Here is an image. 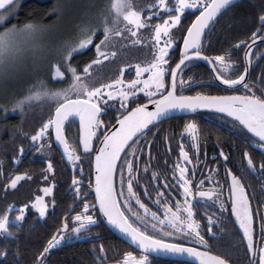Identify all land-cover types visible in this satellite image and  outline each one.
<instances>
[{
	"label": "snow or ice",
	"instance_id": "1",
	"mask_svg": "<svg viewBox=\"0 0 264 264\" xmlns=\"http://www.w3.org/2000/svg\"><path fill=\"white\" fill-rule=\"evenodd\" d=\"M234 2L235 0H174V3H170V0H152L141 7L136 0H111L105 8L98 11L95 21H81L75 25L74 36L64 39L59 45L49 47L43 43L44 37L59 29L63 17L62 8L48 13L54 20L52 26L31 21L18 25L11 24L14 15L18 14V0H0V84L7 82L20 66L31 69L28 81L9 100L11 109L8 104H0V112L7 119L10 111L23 116L26 110L37 106L47 107L49 110L47 118L41 121L33 133L24 131L23 126L18 125L11 129H0V134L7 132L12 141L17 138L27 140L28 151L34 148L38 155H43L46 149H51L54 132L55 142L62 146L67 161L71 162L73 168L79 167L81 172L83 167L77 165L81 154L65 135L66 124L70 127L78 119L82 134L76 143L82 145L85 156L93 154V140L99 141L100 147L94 154V188L98 211L106 218L108 225L123 234L139 251L138 255L134 251H125L112 264H157L156 258H168L174 264H230V259L225 256L213 254L208 241L201 235L199 222L195 219L194 204H215L220 200L216 189L203 190L204 181L200 180L199 187L194 190L192 180L187 178V167L176 163L175 171L179 172L176 186L182 189V193L177 194L182 199L169 201L164 195L165 191H173L165 178L162 185H156L154 199L146 186L142 189L143 194L157 208L152 211L143 202L140 193L134 190V183L139 186V180L133 160L137 152L143 151L137 147L138 134L144 135L145 130L150 131L149 125L155 126L157 122L168 118L174 110L194 113L198 109H209L226 113L251 134L247 138L250 145L264 150V88L257 95L254 91L256 86L250 85L245 79L252 63L250 49L257 40L264 43V9L257 14L259 27L251 32V44L241 41L235 45L238 48L243 44L249 49L245 52L246 63L242 74L235 78L226 74L236 70L230 62L231 53L214 58L202 56V37L205 30L210 33V26H215L218 17L224 15ZM186 11L199 14L195 15L190 27L179 29L177 26ZM8 24L11 26L6 27ZM173 29L177 30L176 33H173ZM181 31L186 32V36L181 37L183 51L179 63L173 68L169 63V49L173 47L177 34ZM145 45L151 50L152 58L143 65L138 63L134 66L135 79L125 81L124 67H121L115 79L107 82L101 80L106 61L114 62L118 52L129 46ZM92 49L95 52L94 58L78 69L73 63L75 57ZM194 59H204L210 63L215 72L214 79L234 91L241 85L246 94L222 96L197 92L195 95H184L186 84L189 88L192 87V78L189 77L188 81L183 79L181 66ZM44 67L48 69V80L38 75ZM166 77L170 78L167 83ZM49 81L66 86L53 88L49 86ZM261 83L264 84V80ZM178 85L181 94H177ZM141 93L147 103L140 102ZM130 103L134 107H129ZM149 104L154 106V110H149ZM109 110L117 113L114 117L115 123L109 122L105 125L102 116ZM185 131L191 134L198 156L197 124L194 121L186 124ZM98 132L102 139L97 136ZM25 151L23 143L16 146L12 157L14 164L21 163ZM150 155L149 151V157ZM180 155L185 162L191 163L183 145H180ZM220 155L226 163L228 156L223 151ZM244 157L245 167L250 173L259 172L264 175V162L257 168L247 151L244 152ZM4 171V161L0 160V176H3ZM143 171H149L147 165ZM194 171L193 168V174ZM226 172L231 176V212L235 214L239 229L246 238L247 264H264V224L261 225L260 241L257 243L254 239L253 210L245 186L240 177L232 174L231 169L226 168ZM53 173V164L49 159L41 178L48 181L49 174ZM151 178L159 180L160 174L153 171ZM31 179L32 176L27 172L10 175L6 177L3 191L7 193L15 190L21 181ZM71 183L75 186L74 194L79 197L80 181L73 177ZM55 187V183L50 182L49 186L41 189L43 195L35 196L30 204L25 203L21 207L7 204L0 209V239L6 242L0 246V264H19V233L23 231L26 213L31 207L39 217H45L49 202L44 197L52 196ZM121 197L124 199L121 200ZM50 203L55 207V198ZM90 207L96 209L95 204L90 206L83 203L82 211L73 217L71 233L76 238L82 232L90 233L93 227L100 224L94 214H89ZM220 210H226L222 201ZM206 218V227L211 233L215 222L211 216ZM68 231V218L65 217L61 227L47 241V246L35 256L32 264H46L48 254L61 244ZM186 237H190L201 247L189 246L185 242ZM92 250L95 264H105L108 254L104 245H94Z\"/></svg>",
	"mask_w": 264,
	"mask_h": 264
},
{
	"label": "flooded vegetation",
	"instance_id": "2",
	"mask_svg": "<svg viewBox=\"0 0 264 264\" xmlns=\"http://www.w3.org/2000/svg\"><path fill=\"white\" fill-rule=\"evenodd\" d=\"M262 9H264V0H235L234 5L224 15L218 17L219 28L216 29V32H212L208 36V39L216 37L218 53H214L210 49V47L214 44H212L211 41L207 44V48L204 47L205 44L202 46V55L209 58H214L217 55H225L226 53H231L230 62L233 63V67L236 70L229 71L226 74L231 75L233 78L242 74L246 63L245 52L249 51V49L246 48L243 44H241L238 48L235 47V45L240 44L241 41H247L248 44H251V32L259 27L257 14L260 13ZM174 50L169 51V56L171 57L170 62H172L173 60ZM250 51L252 53V63L249 66V73L245 77V79L250 83V85L254 84L256 86L254 91L257 95H260L261 88H264V84L261 83V81L264 80V43H261V41L257 40L255 46H253ZM194 62L202 66L201 68H203V71H207L208 74L203 80H200L196 83L193 82L191 88L201 87V93H204L206 95L223 96L246 94L241 85L237 86L238 90L236 91L221 87L215 81L214 74L211 72L209 67L201 64L196 59L192 60L191 62L189 61L186 65L195 64ZM174 67L175 66H173V68ZM145 75L147 76V74ZM127 76H134L135 79V71H131ZM126 81H128V78ZM191 88H189L187 84L184 87L186 91ZM177 93L181 94L179 85ZM144 98V95L140 94V102H147V99ZM129 107H134V105L130 103ZM116 115L117 113L115 111L109 110L107 114L104 115L103 120L105 121V125H108L109 122H112ZM193 121L197 124L199 129L198 156L197 150L192 140V136L186 131H184V133L180 137L172 136L169 140L166 150L155 152L150 151V157L149 150L137 152V160H133V164L134 168L137 169L139 186L134 183V190L140 193L141 199L144 203L148 204L152 211H156V206L152 203L151 200L148 199L147 196L143 194L142 189L146 186L149 190V194L154 199L157 190L156 185L158 183L162 185L165 182L166 178L167 183L172 187L173 191H165L164 195L169 199V201L180 200L182 199V196L178 195L177 193H182V189H178L176 186V178L179 177V172L175 171L174 166L176 163H180L182 167H187V178L192 180V186L194 190L199 187V181L203 180V190L214 188L220 196V200L215 204H212L211 202L194 204L196 212L195 219L200 224L201 235H203L204 238L208 241L213 254L225 256V258L230 259V264H247L248 255L247 249L245 247L246 238L243 237V232L241 229H239L235 214L231 212V176L227 174L226 168L231 169L232 174L240 177L245 186L253 210L255 230L254 239L258 243L260 241L261 225L264 224V215H262L264 214V175L260 174L259 172H257L256 174H252L247 170V168L245 167L244 152L247 151L252 156L254 163L258 168L259 164L261 162H264V150L250 145L247 141V138L251 135H249L242 128V126L239 125L238 122H235L234 120L224 115L211 112H201L192 115L189 118L188 123ZM114 123L115 121L113 122V124ZM206 126H212V128L216 129L217 135L213 136L211 131L207 132L205 130L207 128ZM65 135L68 137L70 143H72L73 137L77 138L78 141L80 138L79 125L77 123H72L69 127L66 124ZM97 136H99L100 139L102 138L99 132L97 133ZM149 138L156 137L151 136ZM98 143V140H93V153L95 152ZM149 145V142L143 141V143L140 144L139 147L143 149ZM180 145H183L184 151L188 152L191 163H187L183 160L182 156L180 155ZM163 146L165 147V145ZM75 147L81 154V160L77 161V165L82 166V163H84L88 158H91L92 165L93 154L91 156H85L82 153L81 145L78 143H76ZM221 151H223V153L228 156V161L226 163L223 157L220 155ZM153 156H155V158H153ZM29 158V152H26L21 160ZM129 159L133 158L129 157ZM137 164L138 166L135 167V165ZM145 165H147L149 168V171L147 173L143 171ZM158 165L161 166L159 167ZM69 168L70 173L73 174L76 179L83 180L84 173L79 170V167L73 168L72 165H69ZM193 168L195 169L194 174ZM153 171H156L160 174L159 180H153L151 178V172ZM174 171L175 176H173ZM125 180H127L126 170ZM71 185L72 183L69 186L70 190L75 187H71ZM84 185L85 183L79 184V187H83ZM88 188V191L82 196H85L88 192H90L91 187L88 186ZM82 196L77 197L76 201ZM90 196H92V194H90L88 198ZM123 199L124 197H122V200ZM76 201L74 202V204L76 203ZM84 201L75 204V207L80 203H83ZM221 201L223 202L226 209L224 211L220 210ZM70 216H72V214ZM207 216H211L213 221L215 222L212 225L211 233L208 232L206 227ZM213 234L215 235L213 236ZM86 238L87 237H85L82 241H85ZM93 240L102 241V238L99 237L97 240ZM185 242L188 243L189 246L201 247L200 245L192 241L190 237H186ZM105 264H112V262H108L107 260Z\"/></svg>",
	"mask_w": 264,
	"mask_h": 264
},
{
	"label": "trees",
	"instance_id": "3",
	"mask_svg": "<svg viewBox=\"0 0 264 264\" xmlns=\"http://www.w3.org/2000/svg\"><path fill=\"white\" fill-rule=\"evenodd\" d=\"M138 2H144V4H148V2H152V0H136ZM141 5V6H145ZM56 9V4L54 0H24L18 8V14L14 15V18L11 21V24L23 25L26 22H33L38 24L51 23L53 18L48 15V13L52 12ZM198 12H187L181 19V23L179 25V29H186L191 26V23L195 20V15H198ZM166 18V17H165ZM8 24L6 26H11ZM219 20L215 24V26L211 27V32L207 30L206 35L203 36L202 46L204 45L207 48V44L212 41V46L210 49L214 53H218V46L216 45V37L208 39V36L212 32H216V29L219 27ZM186 32L181 31L179 36L178 44L173 53V60L170 62L171 66H175L176 63L179 62L181 56V37L185 36ZM147 39V34H145ZM208 40H207V39ZM217 49V50H216ZM148 51V52H147ZM151 50L145 45L141 46H129L128 48L118 52L117 58L114 62L105 64L103 68V74L101 76V80L107 82L109 79H114L118 76H115V73L121 67H125L126 65L133 62L131 60L132 56H134L135 61L145 60L144 57L148 54L150 55ZM95 56L94 49L90 51H85L83 55L75 57L73 63L82 68L84 64L89 63L91 59ZM148 57V56H147ZM186 65L182 69V76L185 81L189 80V77L192 78L191 83L199 82L206 78L208 74L207 71H203L202 66L198 63ZM111 77L113 78H104L106 75L111 73ZM46 80H48V73ZM49 86L53 88L57 87H65L66 85L62 84H53L49 81ZM201 87L191 88L186 91L183 90L184 95H195L200 91ZM146 102V101H144ZM143 102V103H144ZM1 104V103H0ZM9 109H11V105L8 104ZM48 108L47 107H34L31 110H26L25 114L21 116L20 113H12L11 111L8 114V118H4V114L0 112V129H11L14 126L22 125L24 131L33 133L40 125L42 120H45L48 116ZM191 116L188 117H179L163 122L162 124L154 127L150 131L146 132L137 140V147L144 142H149L150 147L147 146L142 150H149L151 152L155 151H163L168 147L169 140L172 136L180 137L185 131V125L188 123V120ZM115 119L111 122H113ZM205 129L207 132L211 131L213 136L217 135V130L212 128V126H206ZM53 136V133H52ZM151 136H155L156 138H149ZM168 137V139H167ZM77 138H72V143L76 145ZM23 143L25 145V153L29 152L30 158L21 160L20 164H14L12 157L15 154V148L18 144ZM162 143V144H161ZM165 145V147L163 146ZM79 152V151H78ZM155 158V156H153ZM50 159L53 168H54V177L56 180V190L54 197L55 198V207H53L52 211L48 213L45 217H39V215L35 212H30L23 222V231L19 233V264H32L35 256L42 251L43 247L47 246V241L57 232V230L61 227L64 222V218L68 215L70 207L76 201L77 196L74 194L73 189L70 190L69 186L73 179V174L70 173L69 165L71 162L67 161L66 156L62 155L59 150L55 146L54 138L52 142V146L50 150H45L43 155H38L33 148L31 151H28V141L17 138L16 141H12L7 132L0 134V160L4 161V173L3 176H0V209L4 208L7 204H14L17 207L23 206L25 203H29L37 196L43 185H45L46 181H44L41 176L43 170L46 168L45 160ZM85 160V159H84ZM134 160H137L135 158ZM135 165V167H137ZM157 166V165H156ZM159 167L161 165H158ZM83 167V181L85 185L80 188V196L84 195L88 191V184L90 179L92 178V165L91 158L85 160L82 163ZM119 169V168H118ZM27 172L32 176L31 180L21 181L15 190H9L7 193L3 191V184L6 183V177L10 175L23 174ZM79 176V175H78ZM88 203L90 206L94 205L93 196L87 198L83 203ZM83 203H80L78 206L74 208L72 212V216H68V224L69 231L74 225L73 217L78 213V211L83 207ZM91 208V207H90ZM92 212L89 214H94L100 224L98 227H93L91 229V233L93 234L91 238L87 237L85 241L82 242H71L67 243L63 246L54 248L51 250L50 254H48L46 264H95L94 262V252L93 246L103 244L105 250L107 251V260L108 262H113L116 259L120 258V255L125 251H134L127 244L116 238L103 224L101 221L97 209H90ZM67 233V234H68ZM102 238V241H94L93 239ZM6 243L3 239H0V246ZM15 245H13L14 249ZM11 250V249H10ZM117 251V252H116ZM137 253V252H136ZM138 255V253H137ZM157 264H174V262H169L165 260L156 259Z\"/></svg>",
	"mask_w": 264,
	"mask_h": 264
},
{
	"label": "rangeland",
	"instance_id": "4",
	"mask_svg": "<svg viewBox=\"0 0 264 264\" xmlns=\"http://www.w3.org/2000/svg\"><path fill=\"white\" fill-rule=\"evenodd\" d=\"M23 1L24 0H18L19 5ZM54 2L56 4V9L57 8H62L63 9V17H62V20L60 21L59 29H57V30H55V31H53L51 33L46 34V36L44 37L43 43L45 45L49 46V47L59 45L64 39H67L69 37L74 36L76 34L75 25L80 23L81 21H84V20L95 21L98 11L103 9V8H105L111 2V0H54ZM136 2H137V4L139 6L145 5L144 2H138V1H136ZM148 3H151V1L148 2ZM170 3H174V0H170ZM141 7H143V6H141ZM53 24H54V20L51 23H45L43 25L52 26ZM6 27H10V26H6ZM177 27L179 28V25ZM172 31H173V33H176L177 30L173 29ZM180 34H181V32L177 34L176 41L174 42L173 47L171 49H169V51L170 50H174V48L177 46ZM161 42H163V38H162ZM147 56L144 57L145 60H142L140 62L135 61L134 60V56H132L131 60H133V62L128 64V65H131V67H124V77L123 78H124L125 81L127 80V78H128V80L131 79V78L134 79V76L131 77V76H127V75H129V73L131 71H135L134 70V66L136 64L139 63V64L143 65L147 61L151 60V58H152L151 53H150V55L148 54ZM107 63L108 62L106 61L105 64H107ZM169 63H170V61H169ZM30 71H31L30 68H27V67H24V66H20L11 74V78L7 82H5L3 84H0V103L1 104H8V102L11 99L12 95L19 93L20 89L28 81L29 72ZM47 73H48V69H47V67H44L38 73V75H39L40 78L46 80ZM117 74H118V72L115 73V76ZM104 75H106L104 78H108V77L110 78L111 75H113V74L111 72V73L104 74ZM111 78H113V77H111ZM165 79H166V82H168L169 77H166ZM102 119H104V115L102 116ZM43 160H45V159H43ZM47 160L48 159L45 160V163H46ZM117 178H118V176H117ZM50 182H54L55 185H56V180H55V177H54L53 174H49V180L46 181L45 185H43L42 188L49 186ZM117 182H118V180H117ZM55 190H56V187L53 189L52 196H45L44 197L45 201L49 202L48 213H50L52 211V209H53L50 201L54 197ZM38 195H43V192L40 191V193ZM121 200H122V197H121ZM71 207H73V210H72V212H73L75 206L72 205ZM82 208L78 211V213L82 211ZM90 209L91 208H89V213L92 212ZM30 212H35V210L30 207L29 211L26 213V216ZM67 216H69V215H67ZM72 222H74V220ZM92 235L93 234L91 233V231H90L89 234L82 232L80 234V237L76 238L71 232L68 233V234L66 233L65 234V239L57 247L63 246L65 244L71 243V242L82 241V240H84L85 237L91 238ZM69 236H72V238L69 239Z\"/></svg>",
	"mask_w": 264,
	"mask_h": 264
},
{
	"label": "water",
	"instance_id": "5",
	"mask_svg": "<svg viewBox=\"0 0 264 264\" xmlns=\"http://www.w3.org/2000/svg\"><path fill=\"white\" fill-rule=\"evenodd\" d=\"M206 32H207V29L205 30V33H206ZM202 38H203V37H202ZM182 51H183V44H182ZM202 56H204V55H202ZM196 60L199 61L201 64H204V65L208 66L209 69L211 70V72H212V73L214 74V76H215V72H214V70H213V68H212V65H211L210 63H208V62L205 61L204 59H196ZM188 62H189V61H186V62H185V65H186ZM178 63H179V62H178ZM185 65H182L181 68H183ZM174 68H175V67H174ZM215 81H216L221 87L226 88V89H229L226 85H223L219 80H216V79H215ZM177 94H178V93H177ZM145 103H147V102H145ZM148 107H149V110H154V106H153V105H150V104H149ZM201 112H211V113L221 114V115H224V116H226V117H228V118L234 120L233 117H229V116H227L226 113H219V112H216V111H214V110H209V109H198V110H197L196 112H194V113H193V112H190V111H187V110H183V111H181V110H174V111H172V112L169 114L168 118L163 119V120L157 122V123L155 124V126H153V125H149V129H153L154 127H156V126L162 124L163 122H166V121L171 120V119H174V118L188 117V116H192V115H194V114L201 113ZM75 123H77V124L79 125L78 119H77V121H76ZM241 126H242V125H241ZM79 128H80V126H79ZM242 128H243V126H242ZM244 130L246 131V129H244ZM146 132H148V130H145V133H146ZM246 132H247V131H246ZM81 134H82V131H81V129H80V136H81ZM248 134L251 135L250 133H248ZM54 136H55V134H54V132H53V138H54ZM141 136H142V135L138 134V137H139V138H140ZM101 139H102V138H101ZM134 139H136V137H134ZM54 142H55V139H54ZM55 146H56V148L59 150V152H60L62 155H64V154H63L62 146L59 145L57 142H55ZM99 147H100V143H98L96 150H97ZM81 149H82V145H81ZM96 150H95V151H96ZM126 150H127V149H126ZM94 154H95V152L93 153V160H92V178L90 179V182L88 183V186L91 187L90 192H88L85 196L80 197V198L76 201L75 204H78L79 202L86 200V199L88 198V196H89L90 194H92V196H93V200H94L95 205H96V209H97L98 215H99L101 221L103 222V224L106 226V228H107V229H108V230H109V231H110V232H111L116 238H118L119 240H121L122 242H124L125 244H127L129 247H131L133 250H135V252L139 253V251L135 248V246H134V245H131L130 241H129L126 237H124L123 234H121L117 229H115V228H113L112 226H110V225L107 224L106 218H104V217H103V214L100 213V212L98 211V203H97L96 198H95V188H94V184H95V158H94ZM121 155H122V158H123V153H122ZM119 165H120V164L118 163V168H119ZM77 180H78V179H77ZM79 181H80V184L83 183V180H80V179H79ZM71 187H74V186L71 185ZM75 204H74V206H75ZM72 210H73V207L70 208V211H69V214H68V215H71V214H72ZM67 217H68V216H67ZM55 234H56V233H55ZM201 250H203V249H201ZM156 259L165 260V261H169V262H174V261H172V260H170V259H168V258H156Z\"/></svg>",
	"mask_w": 264,
	"mask_h": 264
}]
</instances>
